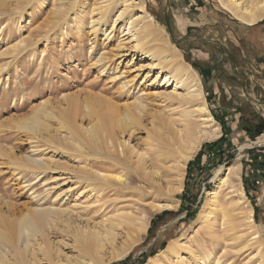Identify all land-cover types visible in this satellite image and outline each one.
Listing matches in <instances>:
<instances>
[{
  "label": "rangeland",
  "instance_id": "374dc122",
  "mask_svg": "<svg viewBox=\"0 0 264 264\" xmlns=\"http://www.w3.org/2000/svg\"><path fill=\"white\" fill-rule=\"evenodd\" d=\"M141 1L146 2V11L156 20L170 47L198 72L213 123L220 125V138L204 142L188 162L182 191L167 193L164 169L161 176H155L157 180L151 181L141 163L151 167L156 162L150 139L154 137V122L163 113L175 110L179 114L181 109L177 102L157 95L172 90L152 84L157 68L138 69L140 58L130 61L131 37L122 33L121 20L115 23L114 3L0 0V226L6 229L18 224L27 211L40 204L65 207L76 222L82 221V226L92 229H98L117 211L137 214L135 217L147 211L151 219L143 239L123 259L106 264L124 260H129L128 264H147L174 239L179 241V253L168 254L155 264H190L192 258L199 259L209 252L223 255V264H257L261 259L259 249L245 226L236 222L237 227L225 231L217 209L213 210L215 221L210 224L203 225L199 215L210 191L227 174L226 168L240 164L239 180L233 179L220 189V200L232 216L238 215L237 207L230 202L240 197L237 186H241L242 198L253 208L264 239V134L253 138L244 129L246 121L255 125L258 117L264 119V105L247 98L242 78L234 73L219 45L198 36L225 44L240 73L247 76L251 97L264 102V18L254 26L247 25L222 7L219 0H137ZM166 14L175 40L186 35L189 26L199 29L191 30V38L177 45L167 28ZM92 18H101L98 31L90 27ZM80 19L83 28L77 32L74 27ZM106 31L111 33L109 39ZM99 57L103 61L97 64ZM40 108L56 116L40 114L48 129L42 130L37 124L35 136L19 125L33 118ZM94 109L112 114L113 120L130 115L125 120L128 127L107 125L109 137L100 148L86 141L74 153L57 145V140L74 145L71 131L57 116L61 110L68 111L74 119L72 125L86 135L85 130L97 123ZM30 159H38L43 165ZM219 168L222 171L215 178ZM116 175L122 176L123 182L111 178L100 191L78 180L88 176L106 182L104 176ZM63 191L67 193L56 199ZM158 203L172 206L152 212V206ZM164 211L175 214L153 225L152 221ZM54 223L44 230V245L55 244L52 259L36 264H69L76 253L73 239L62 232L64 224ZM130 229L128 225L118 229L120 234L112 247L120 246ZM63 237L69 245L62 242ZM40 243L42 240L33 238L31 246L37 248ZM162 244L165 246L161 249ZM153 250L157 252L150 255ZM144 253L148 256L141 263Z\"/></svg>",
  "mask_w": 264,
  "mask_h": 264
},
{
  "label": "bare ground",
  "instance_id": "6f19581e",
  "mask_svg": "<svg viewBox=\"0 0 264 264\" xmlns=\"http://www.w3.org/2000/svg\"><path fill=\"white\" fill-rule=\"evenodd\" d=\"M111 1L114 3V10L116 11L115 23L121 20L123 22L122 33L125 31V35L128 34L131 37V46L129 47L130 61L134 62L140 58L139 63L141 65L138 69L145 66L151 69L157 68L158 73L152 84L157 83L158 88H172L171 91L157 92V95H160L166 101L177 102L181 109L179 114L175 110L163 113L162 117L154 122V137L151 136L150 139L152 141L151 147L155 149L153 159L156 162L151 167L141 163L142 171L146 176L150 177L151 181H155L157 180L155 176H161L163 174L161 169H164L165 174L162 175V178L169 185L167 193L181 192L184 186L188 162L195 156L204 142L215 141L220 138V125L213 123V117L210 114L205 97L204 86L198 72L182 57L180 52L170 47V44L163 36L161 28L157 27L156 20L146 11V2L109 0V3ZM219 1L222 7L229 10L247 25L254 26L264 18V0ZM100 19H91L89 24L93 32L99 30L97 25L100 23ZM82 28L83 23L82 19H80L76 22L74 29L80 32ZM105 34L106 38L109 39L111 33L107 34L106 31ZM119 45L124 48L122 40H120ZM102 61L103 57H99L95 63L98 64ZM145 61H149V63L144 65ZM86 108L90 111L89 104L86 105ZM101 111L100 109L92 110L97 116V123L91 124L90 128L85 130V135L72 125V120L74 124V119L69 116L68 111L61 110L57 116L63 127H67L71 131L70 140H72L71 142L74 145L65 144L62 140H57V145L68 152L73 151L74 153H78L80 148L84 147L86 141H90V144L94 143L97 148H100L101 143L108 140L109 137L107 125L116 123L120 127H128V123L125 120L130 115L113 120L111 118L112 114L109 116L107 112L102 113ZM42 113L47 117L56 116L55 113L47 112L40 108L33 118L22 121L19 126L33 132L35 136L38 135L37 124L43 128L42 130L48 129V126L40 120L39 115ZM30 157L33 159L32 155ZM137 158V162H139L140 156ZM32 159H30L31 162L43 165L42 161L38 159L32 161ZM221 171L222 168L215 171V178L220 175ZM226 171H228L227 174L224 173L220 178L216 188L210 191L203 210L199 215V221L203 225L212 223V221H215L213 219V210L217 209L221 215L225 231L233 230V227H237L236 222H239L237 224H240V227H246L247 234L251 236L250 240H254L259 249L258 252L261 259L257 264H264V239L261 237L255 223L253 208L249 206L248 201H244L242 198L241 186L234 184L238 188L237 193L240 197L230 202L232 206L237 207L238 215L232 216L230 214L232 212L229 213L226 205L220 200V189L227 184L233 183V179L239 180L240 164L231 165L226 168ZM111 178L123 182V178L120 175L104 176L103 179L106 182H102L100 178L88 176L78 177V180H85L88 183L87 185H91L93 191H100V189L109 184ZM89 187L87 186V188ZM65 193L67 192H61L56 199ZM35 197H38V195ZM171 206L170 203H158L152 206L151 211H161ZM135 215L137 214L131 215L130 213L117 211L101 222L100 226H97L98 229H92L82 226V221L76 222L71 211L65 207L40 204L39 207L31 208L27 211L18 224L6 229L0 226V264H36L38 260L45 258L51 260L55 244L49 242L46 246L44 245V230L49 226L51 227L54 222L55 226H58V223H63L62 232L68 233L73 239L74 243H72V246L76 253H74L69 264H106L114 260H121L143 239L150 224L151 213L142 211L138 216L135 217ZM123 225H128L131 229L126 232V238L120 246L112 247L113 242L116 241L117 236L120 234L118 229ZM72 228L73 232L70 231ZM33 238L42 240V243L37 248L31 246ZM238 238H241V236H238ZM227 240V242L232 241L230 239ZM62 242L65 245H69V241L65 237H63ZM178 243L177 239L171 240L167 248L157 256L151 257L150 262L147 264L160 263L162 258L171 253L178 254ZM109 247H112L111 251L106 254ZM231 248L234 247L232 246ZM222 256L209 252L199 257V259L192 258L189 263L223 264ZM229 262L230 260H228Z\"/></svg>",
  "mask_w": 264,
  "mask_h": 264
},
{
  "label": "water",
  "instance_id": "95a60500",
  "mask_svg": "<svg viewBox=\"0 0 264 264\" xmlns=\"http://www.w3.org/2000/svg\"><path fill=\"white\" fill-rule=\"evenodd\" d=\"M165 21H166V25H167V28L169 29V32H170V35H171V39L177 44V45H180L182 42H185L187 40H189L191 38V30L193 29H199L198 27H194V26H189L187 28V33L186 35H184L183 37H181L180 39L178 40H175V37L173 35V32H172V27H171V24H170V21H169V14H166L165 15ZM201 40L205 41V42H210V41H213L215 43H217L220 47V49L223 51L225 57L227 58V60L230 62L231 64V67L234 71L235 74H237L240 78H242L243 80V83H242V87H243V90L247 96V98L251 101V102H255V103H258L260 105H264V102H261V101H258V100H255L251 97V95L249 94V92L247 91V87H246V79H247V76L240 73L235 61H234V58L231 54V52L229 50H227V47L225 44H223L222 42H220L219 40H208L204 37H201V36H198Z\"/></svg>",
  "mask_w": 264,
  "mask_h": 264
},
{
  "label": "trees",
  "instance_id": "16d2710c",
  "mask_svg": "<svg viewBox=\"0 0 264 264\" xmlns=\"http://www.w3.org/2000/svg\"><path fill=\"white\" fill-rule=\"evenodd\" d=\"M249 121V120H248ZM246 121L244 123V129L251 135V137L256 138L257 136H260L261 134H264V119L261 117H258V120L256 122L255 125H252V123L249 121ZM201 154V153H200ZM199 154V155H200ZM175 214L173 211H164L161 215L156 217V220L152 221L153 225L156 224V221L167 216V215H173ZM165 245L162 244L161 249L164 247ZM156 251H151L149 254L150 255H154ZM147 254L144 253L142 255V260L141 263H144L146 258H147ZM129 260H124V261H120V262H116V263H111V264H128ZM134 264H139V263H134Z\"/></svg>",
  "mask_w": 264,
  "mask_h": 264
},
{
  "label": "built area",
  "instance_id": "2783aa9c",
  "mask_svg": "<svg viewBox=\"0 0 264 264\" xmlns=\"http://www.w3.org/2000/svg\"><path fill=\"white\" fill-rule=\"evenodd\" d=\"M259 183V181H257Z\"/></svg>",
  "mask_w": 264,
  "mask_h": 264
}]
</instances>
